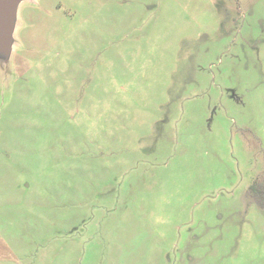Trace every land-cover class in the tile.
<instances>
[{"label":"rangeland","instance_id":"obj_1","mask_svg":"<svg viewBox=\"0 0 264 264\" xmlns=\"http://www.w3.org/2000/svg\"><path fill=\"white\" fill-rule=\"evenodd\" d=\"M14 24L0 264H264V0H22Z\"/></svg>","mask_w":264,"mask_h":264},{"label":"water","instance_id":"obj_2","mask_svg":"<svg viewBox=\"0 0 264 264\" xmlns=\"http://www.w3.org/2000/svg\"><path fill=\"white\" fill-rule=\"evenodd\" d=\"M22 0H0V43L3 42L7 51L12 49L11 35L15 31L14 21L17 17L18 6Z\"/></svg>","mask_w":264,"mask_h":264},{"label":"trees","instance_id":"obj_3","mask_svg":"<svg viewBox=\"0 0 264 264\" xmlns=\"http://www.w3.org/2000/svg\"><path fill=\"white\" fill-rule=\"evenodd\" d=\"M254 188V187H253ZM250 189H252V187L250 188ZM253 190H255L256 191V189L254 188Z\"/></svg>","mask_w":264,"mask_h":264}]
</instances>
